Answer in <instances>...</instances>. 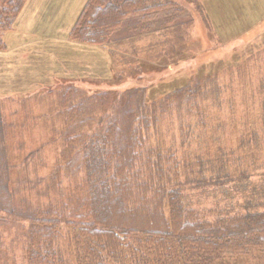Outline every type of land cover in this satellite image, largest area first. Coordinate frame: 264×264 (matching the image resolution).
Returning <instances> with one entry per match:
<instances>
[{
  "label": "trees",
  "instance_id": "trees-1",
  "mask_svg": "<svg viewBox=\"0 0 264 264\" xmlns=\"http://www.w3.org/2000/svg\"><path fill=\"white\" fill-rule=\"evenodd\" d=\"M26 1L0 0V50ZM186 3L86 0L67 38L107 47L124 79L51 88L47 115L4 117L0 105V264H16L15 251L19 264H223L264 253V96L255 122L235 112L243 84L234 95L215 71L156 94L142 81L154 65L136 43L153 39L156 57L185 53ZM123 44L130 53L116 50ZM228 112L240 128L225 143ZM48 147L56 157L42 175Z\"/></svg>",
  "mask_w": 264,
  "mask_h": 264
},
{
  "label": "rangeland",
  "instance_id": "rangeland-1",
  "mask_svg": "<svg viewBox=\"0 0 264 264\" xmlns=\"http://www.w3.org/2000/svg\"><path fill=\"white\" fill-rule=\"evenodd\" d=\"M84 1L32 0L31 4L33 2L38 4L41 10L45 8L46 11L41 13L43 17L47 13H52L55 18L52 17L43 25L45 19H40L39 13L34 14L35 7L33 6L29 12L26 10L22 20L17 23L16 27H21L24 32L22 36L16 35V31L3 32L2 35L8 44V51H0V105L4 117L21 112H17L18 110L24 112L28 108L33 109L32 112L39 116L48 113L52 108L53 99L55 100L54 95L47 97L49 89L56 90L73 80L75 84L91 90L105 89L108 84H117L124 79V75H119L122 65L119 61L115 63L113 52L107 47L83 45L74 41L67 43L68 28L73 24ZM177 1L184 4L188 0ZM191 1L195 4L186 3L189 15L193 16V21L188 27L185 53L177 55L176 51L169 49L171 54L167 52L156 57L154 53H148L146 50V46L154 41L153 39L150 41L148 38L141 37L136 43L137 57L143 61L147 59L154 65L153 68L145 71V78L142 81L152 82L149 92L156 94L165 91L171 84L185 82L186 77L194 72L205 76V73L215 71L216 74H213L216 76L214 77L220 81L230 80L231 92L234 95L238 90L235 88L239 84H243V87L247 89L244 91L243 87L239 88L240 92L241 90L243 92L240 94V107L235 109L238 119L241 116H250L258 122L257 117L261 118L262 115V104L259 100L261 96H264V26L263 21L259 24L258 21L264 20L259 18L264 15V0ZM212 4L214 6L223 5L222 7L232 12L243 8L248 17V23L251 25H249L250 28L243 30L242 38L227 40L224 43L223 38L214 35L213 20L207 10V6ZM241 4L243 6H239ZM38 6L37 9H39ZM25 37L26 42L24 43ZM131 48V44H123L116 50L122 54L126 49L130 53ZM161 68L165 69L159 70ZM118 76L120 78H117ZM134 81L135 83L142 82L141 79ZM230 114L228 112L223 121L225 126L229 125L228 127H233L234 130L224 127L222 139L225 143L233 141L238 136L234 134L235 130L240 128L238 124L237 128L231 124ZM5 119L8 120V118ZM43 123L45 122L42 121L41 124L39 122L34 128L41 138L47 128ZM54 148L56 149V146ZM55 149L48 147L42 153L41 158L45 164L40 169L42 175L48 173L54 162ZM219 198L220 195L217 194V199ZM15 253L16 264H19L18 251ZM221 263L264 264V253L253 252L244 257H228Z\"/></svg>",
  "mask_w": 264,
  "mask_h": 264
},
{
  "label": "crops",
  "instance_id": "crops-1",
  "mask_svg": "<svg viewBox=\"0 0 264 264\" xmlns=\"http://www.w3.org/2000/svg\"><path fill=\"white\" fill-rule=\"evenodd\" d=\"M31 1L32 0L26 1V3L24 5L22 11L20 12L19 16L17 17L15 23L7 31H14V32L16 31V35L22 36L24 32H23L21 27H16L17 23H19L22 20L23 16L26 13V10L29 12L33 6L35 7L34 14L37 15L39 13V15H40L39 18L45 19V23L43 25H45L49 20H51L52 17L55 18L52 13H47L46 16L43 17L41 15V13L43 11H46L45 8L43 7V9L41 10L40 7L38 6V4H35L34 2L31 4ZM85 2H86V0L84 1V3ZM84 3H83V5H84ZM83 5H82V7H83ZM244 5H247V4H244ZM37 6L39 7V9H37ZM222 6H214L213 4L211 6H207V10L210 14V18H212V20H213L212 25H213V29L215 31L214 35H216L217 37L223 38L224 43L227 40H234L235 38L240 39V37L242 38L243 37L242 36L243 30L250 28L249 25H251L248 23V17L246 16L245 12L243 11V8H239L237 11L232 12V10L225 9ZM239 6H243V5L241 4ZM213 7H215L214 10H213ZM81 9H80V11H81ZM80 11H79V13H80ZM79 13H77L76 17L74 18L73 24H74ZM36 17H38V16H36ZM259 18L264 19V15L260 16ZM261 21H263V26H264V20L258 21V24ZM73 24L70 25V27L68 28V32L71 29V27L73 26ZM259 26H261V28H262V24H260ZM68 32H67V35H68ZM2 37H3V40L5 42L6 49L0 50V51L6 52V51H8V44H7V41H6V38L4 37V35H2ZM67 41H68L67 43H70V42L73 43L68 38H67ZM20 42H21L20 43V45H21L22 41L20 40ZM23 42L24 43L26 42V37H25Z\"/></svg>",
  "mask_w": 264,
  "mask_h": 264
}]
</instances>
